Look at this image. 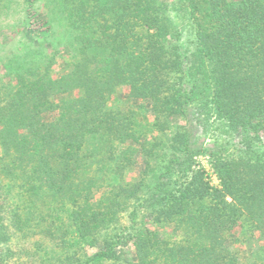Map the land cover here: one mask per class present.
Here are the masks:
<instances>
[{"label":"trees","instance_id":"trees-1","mask_svg":"<svg viewBox=\"0 0 264 264\" xmlns=\"http://www.w3.org/2000/svg\"><path fill=\"white\" fill-rule=\"evenodd\" d=\"M47 5L48 29L51 14L64 26L63 71L41 32L0 83V174L25 195L12 211L0 202V264H264L240 248L264 242V0ZM172 12L195 33L187 61ZM120 87L126 109L112 104ZM193 104L242 140L194 148L185 126L151 142L131 106L155 115L154 134ZM203 152L218 185L197 167ZM132 166L140 179L123 180ZM11 227L42 249L9 246Z\"/></svg>","mask_w":264,"mask_h":264},{"label":"rangeland","instance_id":"rangeland-1","mask_svg":"<svg viewBox=\"0 0 264 264\" xmlns=\"http://www.w3.org/2000/svg\"><path fill=\"white\" fill-rule=\"evenodd\" d=\"M48 0H0V83L7 82L8 77L6 74L9 71V65L12 61L19 56H25L28 51H37L40 47L39 36L46 32L48 35V41L43 43L44 49L50 55L56 54L57 63L54 65V74L58 75L64 69L63 63V48L58 44L60 40L64 42L63 30L64 26L58 20L54 19V15L51 14L49 19L52 22V27L48 29L46 26V20L43 19L42 14L48 12L50 8L47 5ZM172 1V0H168ZM171 16L175 22V26L178 32V38L176 43L179 45L180 52L182 56L187 61L192 50V46L195 40V33L193 29L186 23H184L174 12ZM119 99L112 101L113 105H119L120 107L126 109L129 105L126 102L127 88L120 87L118 89ZM136 113V121L139 124L138 128L149 138L152 142L154 135L162 141L167 139V136L172 133L174 129L187 127L192 131L193 142L192 146L194 148L207 149V146L212 144H223V143H239L242 139L238 136H227L219 129L212 128L210 121L208 122L205 118L199 115L196 106L193 104L187 109V113L184 114L179 120H168L164 116L160 117L161 122L167 121L170 127L168 129L166 125V131L157 132L153 131L155 129V123L157 121L155 115L149 111L144 106H133ZM148 111H147V110ZM239 145V144H238ZM261 149H264V140L258 143ZM166 153V152H165ZM3 152L0 147V158ZM195 158L198 160L201 166H208L210 164L208 154L201 153ZM141 167H127L123 180L125 181H136L140 179ZM211 177V176H210ZM213 183H216L213 178H211ZM0 202L11 207V211L18 205H25V195H22V190L17 185L16 182L5 178L0 174ZM11 212L8 211V214ZM131 221L128 214L122 216L121 222L117 225V230L123 231L130 225ZM11 235V246L12 248H35L39 246V241L42 236L38 237H27L23 232L15 230L11 227L9 230ZM33 236V235H29ZM259 236V235H257ZM44 240V239H42ZM259 238L256 237L250 240H243L240 244L241 252H243V259L252 256V253H258L264 257V246L263 243L258 242ZM260 241V240H259ZM36 245V246H35ZM94 248H89L88 253H93ZM28 257V254L23 256Z\"/></svg>","mask_w":264,"mask_h":264},{"label":"built area","instance_id":"built-area-1","mask_svg":"<svg viewBox=\"0 0 264 264\" xmlns=\"http://www.w3.org/2000/svg\"><path fill=\"white\" fill-rule=\"evenodd\" d=\"M197 158L198 157H196V159ZM208 158H209V162H210V156L209 155H208ZM196 163H197V167H201V168H204L206 170L207 176L209 177V179H210V181H211V183L213 185H218L219 184V179H218V177L216 175L215 169L212 166L211 162H210V164L208 166H201L198 160H196ZM211 178H213L216 183H213Z\"/></svg>","mask_w":264,"mask_h":264}]
</instances>
